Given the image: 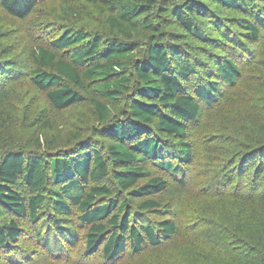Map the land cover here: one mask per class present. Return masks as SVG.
Here are the masks:
<instances>
[{"label": "trees", "instance_id": "16d2710c", "mask_svg": "<svg viewBox=\"0 0 264 264\" xmlns=\"http://www.w3.org/2000/svg\"><path fill=\"white\" fill-rule=\"evenodd\" d=\"M83 2L100 9L96 21L67 25L35 48L28 75L56 112L85 109L71 122L64 151L44 152L52 142L36 135V152H25L8 135L13 147L0 154V248L15 246L25 222L46 251L59 255L62 242L74 247L80 240L78 212L87 252L101 251L110 263L177 235V223L163 215L171 210L161 197L164 178L182 174L175 160H191L187 125L237 80L246 45H258L264 0ZM39 3L0 0V11L25 21ZM6 42L5 61L14 54ZM6 94L0 92V140L2 123L16 118ZM51 127L43 116L41 131ZM220 140L227 147L226 191L202 203L190 198L181 210L184 226L207 238L188 242L189 260L187 252L162 251L140 264H264V87L229 114Z\"/></svg>", "mask_w": 264, "mask_h": 264}, {"label": "rangeland", "instance_id": "374dc122", "mask_svg": "<svg viewBox=\"0 0 264 264\" xmlns=\"http://www.w3.org/2000/svg\"><path fill=\"white\" fill-rule=\"evenodd\" d=\"M40 1L35 11L25 20H8L0 11V41L6 47L10 40V51L14 54L9 60L0 62V92L8 91L5 99L12 104L16 118L2 123L3 139L0 140V154L4 147L12 148L13 143L7 140L10 133L15 138L16 148L25 152H36L32 139L41 135L45 141L43 150L47 153H58L67 149L71 122L83 113L84 106H76L69 111L56 112L45 101L43 93L38 92L29 79L30 53L38 46L46 47L52 37L58 36L67 25L88 27V21H96L100 9L87 8L83 0H36ZM74 10L75 13L71 11ZM246 58L237 59L240 74L230 86L221 87V98L213 106L202 105L198 119L187 125V142L192 145V157L188 164L175 165L182 168V174L176 178L163 177L155 167H150L153 176H162L167 187L162 192L164 205H169L168 216L177 223V235L163 241L161 247L145 248L143 252L121 256L117 262H107L101 251L89 254L85 246L87 227L80 225L76 219L78 212H73V219L80 240L74 247L61 243L62 253L52 254L45 250L40 241H36L35 228L28 223L21 224L22 237L10 249L0 248V264H140L144 255L165 251L167 257L182 254L189 260L190 254L185 248L195 237L208 236L205 231L194 232L185 225L182 216L183 203L190 198L207 201L210 197L225 190L223 176L227 170V147L221 138L227 133L229 114L234 112L238 104L250 100L255 93L264 87V32L257 46L246 45ZM1 56V55H0ZM11 59V60H10ZM40 112H42L40 117ZM51 122V129H40L42 117ZM36 122L33 124L34 120ZM6 143V144H2ZM8 150V149H7ZM202 209L205 206L202 205ZM155 222L157 215L149 214ZM147 218V216H144ZM40 229V224L37 226ZM48 231H44L46 233ZM150 253V254H149ZM144 264V263H143Z\"/></svg>", "mask_w": 264, "mask_h": 264}]
</instances>
